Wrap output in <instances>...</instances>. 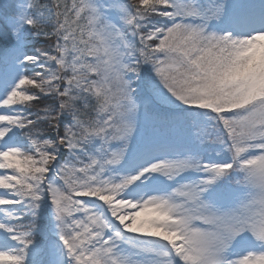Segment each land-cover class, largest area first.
Returning <instances> with one entry per match:
<instances>
[{
	"label": "snow or ice",
	"instance_id": "obj_1",
	"mask_svg": "<svg viewBox=\"0 0 264 264\" xmlns=\"http://www.w3.org/2000/svg\"><path fill=\"white\" fill-rule=\"evenodd\" d=\"M0 264H264V0H0Z\"/></svg>",
	"mask_w": 264,
	"mask_h": 264
}]
</instances>
